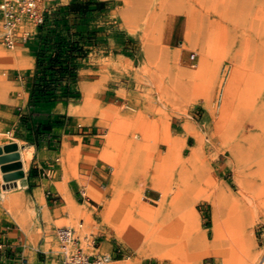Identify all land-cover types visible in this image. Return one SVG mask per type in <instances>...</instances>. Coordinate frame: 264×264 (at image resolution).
I'll list each match as a JSON object with an SVG mask.
<instances>
[{
  "label": "rangeland",
  "instance_id": "1",
  "mask_svg": "<svg viewBox=\"0 0 264 264\" xmlns=\"http://www.w3.org/2000/svg\"><path fill=\"white\" fill-rule=\"evenodd\" d=\"M72 1L52 4L58 17L51 22L57 23L59 8ZM109 4V14L68 17L84 34V56L76 60V80L60 85L63 91L70 84L77 96L49 104L54 111L69 107L81 117L97 114L102 135L97 145L58 150L42 160L41 169L30 162L24 169L19 157L13 172H23L18 178L6 180L0 166V224L27 229L29 223L51 250H59L58 230L64 226L74 228L83 243L85 236L99 235L113 255L109 264H264V195L245 188L248 180L242 187L233 172L223 174L229 160H218L215 128L234 73L255 76L253 99H264V0ZM31 38L14 49L0 43L1 147L29 146L20 128L22 103L9 102L25 94V77L17 76V68L32 65L23 55ZM4 83L11 88L3 90ZM14 106L20 107L15 111L19 123L7 127L11 119L2 112ZM81 161L88 174L82 183L91 196L87 202L72 186L81 178ZM96 162L106 166L102 175L97 168L91 171ZM37 173L46 179L41 193L27 186V175ZM248 179L261 183L250 174ZM243 189L249 192L246 203ZM16 195L23 198L13 201ZM217 223L223 240L238 242L234 251L229 243L223 247L233 254L227 262L207 254Z\"/></svg>",
  "mask_w": 264,
  "mask_h": 264
},
{
  "label": "crops",
  "instance_id": "2",
  "mask_svg": "<svg viewBox=\"0 0 264 264\" xmlns=\"http://www.w3.org/2000/svg\"><path fill=\"white\" fill-rule=\"evenodd\" d=\"M103 1H111V0H103ZM55 3V2H54ZM56 5H53V9ZM65 8V7H64ZM60 9V8H59ZM112 6L109 4L107 8L96 10V12H102L105 14H109L112 11ZM67 16L75 17L77 13L69 12L68 10ZM110 24V22H108ZM112 24V22H111ZM74 29L80 30L78 25L74 27ZM42 38H40L39 34L35 35L31 38L30 44L26 45L28 52L23 54L25 57L32 58V65L25 69H18V74L21 79L25 77V85L27 87V78L30 79L35 74L37 57L32 52L33 50H37L39 46H41ZM16 73V71H15ZM22 99L19 97H11L9 103H13L18 105V103H22L24 112L31 111L29 107L30 100V92L27 89L24 92ZM60 105V104H59ZM58 107V106H57ZM60 107V106H59ZM13 110H9L6 112H2L3 117L10 118V122H6L7 127H13L17 125L19 121L15 118V114L17 112L16 109L20 108L19 106L10 107ZM49 111L53 114V118H59L60 122L56 125H53L51 130L47 132H38V121L36 118H32L29 123L22 124L20 127L24 133H22V138L24 141L29 142L28 147L33 148V154L30 159V167L31 164L35 167H39L40 169L43 167L42 160L49 157L55 156L58 154V150L61 153L67 152L70 148H75L77 146H81V148H85L88 146L97 145L99 141V136L102 135L101 130L103 125L100 124V119L97 114H92L88 116H80L77 113H70L69 107L61 108L58 111H54L52 107H48ZM66 113V115H65ZM18 114V113H17ZM22 115V114H21ZM14 121V123H12ZM57 146V147H55ZM79 168L81 172V178H74L72 182V186L75 189H81L83 186L84 179L87 176V172L82 168ZM86 163V162H85ZM47 167V166H46ZM105 164L98 165V163H94L91 171L94 174L95 168L98 169L100 175L103 174ZM88 178V177H87ZM27 186H32L33 193L38 191L41 193L42 190L45 189V178H41L39 173L36 175H32L29 177L27 175ZM87 180V179H86ZM90 180V179H89ZM80 198H82L80 193ZM87 202V200H84ZM66 217V216H65ZM45 239V238H44ZM0 241L6 243V248L0 250V264H59L60 256L58 254V250H51L47 248V243L43 240V236L34 234L31 231V228L23 229L19 226H14L11 224H0ZM103 251L110 252L104 241L102 242ZM42 253V254H41ZM42 256V257H41Z\"/></svg>",
  "mask_w": 264,
  "mask_h": 264
},
{
  "label": "bare ground",
  "instance_id": "3",
  "mask_svg": "<svg viewBox=\"0 0 264 264\" xmlns=\"http://www.w3.org/2000/svg\"><path fill=\"white\" fill-rule=\"evenodd\" d=\"M16 52V55L20 53ZM246 72V71H245ZM256 77L246 73H234L231 77L230 85L223 91L224 105L220 110L218 121L216 123V129L220 140V146L218 152V160L221 162L224 158L229 160V170L223 172L228 175L233 172L234 178H240L239 182L243 186L244 179L248 186L245 188L261 190V196L264 195V99L258 101L253 99V87L256 85ZM259 81V80H258ZM9 85L4 83L2 89L7 91ZM216 140V139H215ZM208 143L203 140V152L208 151ZM20 161L23 162L24 169L27 168L30 159L33 154V148H23L19 143ZM7 152L0 153L6 154ZM229 154L228 156H226ZM15 162V159L4 161L0 163L1 169L4 174L12 173L16 171V168L3 169L5 164ZM19 170V169H18ZM210 169L207 173H210ZM205 174V173H204ZM256 176L261 180V183L251 182L248 176ZM20 180H18V187L22 186ZM9 189V188H8ZM252 191V190H251ZM258 192V191H257ZM246 190L243 189L242 201L245 202ZM253 194V193H252ZM257 194V193H256ZM245 195V196H244ZM258 196V194H257ZM260 196V195H259ZM249 197V196H248ZM256 197V196H255ZM22 195H16L12 199L13 201H20ZM11 199V200H12ZM227 197L225 198V200ZM256 199V198H255ZM230 200V199H229ZM232 204H236V200L233 198ZM264 201V199H263ZM259 202V201H258ZM246 203V202H245ZM246 212H252V208L246 205ZM219 223L215 225V240L210 244H206L207 248L211 247V250L207 251V254H214L223 258L225 262L232 258L228 250L223 248L227 243L232 245V249L237 247V239L231 241L223 240L219 236ZM229 245V246H230ZM231 249V248H230ZM230 251H234L230 250ZM264 258V257H263ZM264 260V259H263ZM113 264H132L130 261H115Z\"/></svg>",
  "mask_w": 264,
  "mask_h": 264
},
{
  "label": "trees",
  "instance_id": "4",
  "mask_svg": "<svg viewBox=\"0 0 264 264\" xmlns=\"http://www.w3.org/2000/svg\"><path fill=\"white\" fill-rule=\"evenodd\" d=\"M108 1L103 0H73L70 4L60 7L58 13L61 16L57 23L51 22L58 17L57 12L47 15L46 22L38 27V34L42 38L41 46L33 50L37 57L35 74L27 78V91L30 92V113H22V120L29 123L32 118L38 121V132H47L53 125L60 122L59 118H53V114L47 109L49 104L68 97L77 96L67 85L61 90L63 81L72 82L78 75L76 60L84 56L82 39L83 32L74 29L68 23L67 10L77 13L75 17L86 15L90 11L107 8ZM65 7V8H64ZM63 25H66V34ZM60 91L64 94L59 95Z\"/></svg>",
  "mask_w": 264,
  "mask_h": 264
},
{
  "label": "built area",
  "instance_id": "5",
  "mask_svg": "<svg viewBox=\"0 0 264 264\" xmlns=\"http://www.w3.org/2000/svg\"><path fill=\"white\" fill-rule=\"evenodd\" d=\"M55 1L0 0V43L14 49L18 44L27 42L28 38L37 34L38 27L46 22ZM80 193L84 200H91L86 185L81 187ZM75 232L70 226L59 228V264H109L113 260L111 252L103 251L99 235L85 236L83 243L80 236H75ZM6 246L0 241V250Z\"/></svg>",
  "mask_w": 264,
  "mask_h": 264
},
{
  "label": "water",
  "instance_id": "6",
  "mask_svg": "<svg viewBox=\"0 0 264 264\" xmlns=\"http://www.w3.org/2000/svg\"><path fill=\"white\" fill-rule=\"evenodd\" d=\"M18 150H19V146H18V143L16 142H11L9 144H6L3 147L0 146V153H3L4 151L7 152L6 154L0 155V163L11 160V159H15V161L18 160V158L20 157V153ZM20 164L21 163L19 161L5 164L3 166V169L16 168V166L17 165L20 166ZM19 174H23V172H18V173L12 172V173L5 174V179L9 180L12 178H18Z\"/></svg>",
  "mask_w": 264,
  "mask_h": 264
}]
</instances>
